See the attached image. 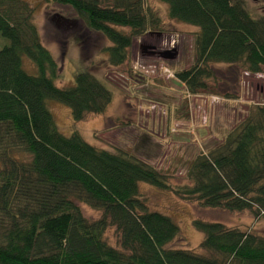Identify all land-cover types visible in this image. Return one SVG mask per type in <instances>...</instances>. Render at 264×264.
I'll use <instances>...</instances> for the list:
<instances>
[{"label":"trees","instance_id":"16d2710c","mask_svg":"<svg viewBox=\"0 0 264 264\" xmlns=\"http://www.w3.org/2000/svg\"><path fill=\"white\" fill-rule=\"evenodd\" d=\"M148 1L43 0L69 7L87 30L101 34L111 44L104 50L111 67L123 65L134 39L157 27ZM157 1L170 21L198 29L193 63L174 75L188 95H214L212 66L264 74V17L253 18L242 0ZM33 16L23 0H0V36L8 41L0 50V264H264L263 237L219 223L193 221L205 255L166 249L180 230L149 210L139 185L168 191V179L122 151L58 132L49 101L66 106L79 123L103 115L112 93L88 71L57 88L60 69ZM24 59L35 74L25 71ZM186 178L192 186L184 195L202 208L264 220V106L249 109L218 145L199 153ZM77 204L100 218L88 221ZM111 227L118 248L105 240Z\"/></svg>","mask_w":264,"mask_h":264},{"label":"rangeland","instance_id":"374dc122","mask_svg":"<svg viewBox=\"0 0 264 264\" xmlns=\"http://www.w3.org/2000/svg\"><path fill=\"white\" fill-rule=\"evenodd\" d=\"M23 1L34 9L40 41L60 69L55 86L68 88L75 74L88 71L112 93L103 115H90L79 123L72 121L66 106L49 101L47 107L58 132L65 137L78 133L100 150L122 151L168 179V191L139 185L141 200L149 210L170 217L180 230L177 240L166 249L204 254L200 248L203 235L193 228V221L219 223L264 238V220H255L248 212L202 208L194 197L183 193L192 186L186 178L191 161L218 145L249 109L264 106V74L250 75L235 66H212L216 82L209 81L208 86L214 95L190 96L174 75L193 63V34L198 29L170 21L166 5L148 1L157 27L134 39L123 65L111 67L104 52L111 44L101 34L87 30L69 7L45 5L43 0ZM101 1L108 5L113 0ZM242 1L253 18L264 17V0ZM7 45L0 36V50ZM165 51H176V57L162 59L160 54ZM23 65L27 73L35 74L28 60L24 59ZM77 206L88 221L100 218L87 206ZM105 240L118 248L119 235L113 227L105 232Z\"/></svg>","mask_w":264,"mask_h":264},{"label":"water","instance_id":"95a60500","mask_svg":"<svg viewBox=\"0 0 264 264\" xmlns=\"http://www.w3.org/2000/svg\"><path fill=\"white\" fill-rule=\"evenodd\" d=\"M160 55V57L164 60H172L176 57V51H165Z\"/></svg>","mask_w":264,"mask_h":264},{"label":"crops","instance_id":"0c3cea01","mask_svg":"<svg viewBox=\"0 0 264 264\" xmlns=\"http://www.w3.org/2000/svg\"><path fill=\"white\" fill-rule=\"evenodd\" d=\"M182 85V84H181ZM183 86V85H182ZM184 88V87H183Z\"/></svg>","mask_w":264,"mask_h":264}]
</instances>
